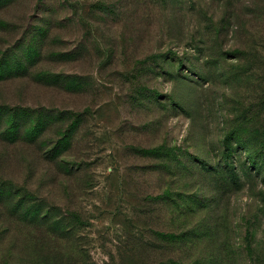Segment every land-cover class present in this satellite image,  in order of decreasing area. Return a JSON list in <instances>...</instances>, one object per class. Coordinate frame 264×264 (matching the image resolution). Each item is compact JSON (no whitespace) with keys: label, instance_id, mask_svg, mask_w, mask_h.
<instances>
[{"label":"rangeland","instance_id":"374dc122","mask_svg":"<svg viewBox=\"0 0 264 264\" xmlns=\"http://www.w3.org/2000/svg\"><path fill=\"white\" fill-rule=\"evenodd\" d=\"M137 1V9L121 7L118 20L87 9L80 20L85 29L77 33L90 27L88 46L99 48L68 64H39L45 72L84 77L85 90L47 84L31 72L0 81V107L35 113L21 128L24 138L37 135L40 109L85 112L57 156L70 172L41 151L38 156L26 139L0 154V186L20 187L0 194V264H23L27 249L43 256L52 247L60 264H72L80 246L88 250V264H113L111 242L125 221L136 224L147 197L168 190L214 198L201 226L214 231L215 247L229 246V264H264V0ZM9 36L0 32L1 53ZM57 135L48 132L43 152ZM194 166L202 170L191 171ZM217 167L236 170L240 182L228 181ZM24 188L33 196L23 198ZM37 210L66 216L76 235L40 241L39 220L28 215ZM113 254L119 264L136 261Z\"/></svg>","mask_w":264,"mask_h":264},{"label":"trees","instance_id":"16d2710c","mask_svg":"<svg viewBox=\"0 0 264 264\" xmlns=\"http://www.w3.org/2000/svg\"><path fill=\"white\" fill-rule=\"evenodd\" d=\"M137 3V0H103L95 3L88 2V0H0V13L3 14L0 16V32L11 36L7 41L8 46L4 48L2 53L0 51V81L15 80L19 76L29 75L31 72L38 80L46 81L47 84L60 86L71 91H76V88L80 91L85 90L87 82L84 77L65 72H45L39 67V64L42 65L44 61L68 64L70 61L82 58L85 52H89L91 28L87 27L85 33H77L79 29L82 31L85 29L80 20H83L82 16L87 9L95 14L107 12L118 20L123 14L122 8L126 9L131 6L136 8ZM92 4L98 6V9H92ZM111 8L115 10L110 11ZM74 29H76V33L73 31ZM68 31L72 34L71 40L73 42L70 40ZM94 42L99 45V41L96 39ZM94 46H96V50L99 48L97 45ZM94 46L91 49H94ZM22 113L20 106L0 107V154L7 156V146L12 147L13 144L24 142L26 139L30 142L29 145H34L37 155H41L39 152L41 151L43 158L49 160L50 163L57 161V156L67 150L68 145L71 144L70 137L72 138L76 134L85 115V112H75L68 109H40L37 115L43 118L38 121V124L36 123L37 126L32 132V134L37 135L33 139H28L21 136V128L25 127L27 121L33 120L35 113L27 116H22ZM50 131L58 135L55 142L50 143L46 147L48 148L47 151L43 152V148H45L44 145L42 146L43 140ZM51 144L52 146L49 147ZM157 150L158 148H151L148 152L157 156L159 155ZM248 155L252 157L250 151H248ZM169 160L167 167L171 169L173 162L172 159ZM55 163H57V168L60 171L70 172V168L64 162L57 161ZM203 167L210 174L209 168ZM218 168L215 170L226 177L228 181L234 184L240 182L241 178L236 170L227 173V169ZM189 169L192 171L200 168L194 166L189 167ZM210 183L212 184L211 181ZM13 188L20 187L16 185L13 187L12 183L8 184L3 181L0 186V194L7 195L13 191ZM217 188L215 186L213 192H216ZM22 195L23 198L33 196L32 190L28 191L24 188ZM36 200L43 202L37 197ZM146 200L144 207H139L135 214L137 223L129 225V221H125L120 229L121 234L114 237L115 239L111 242L113 248L109 254L113 264H119L115 260L113 254L115 252L121 260H136L133 264L230 263L229 246L222 242L215 247L214 231L202 227L204 226L203 221L206 220L205 208H209L215 202L214 198L210 196L196 198L194 194L188 192L174 195L168 190L166 194L161 196L152 194ZM22 201L20 200V202ZM163 207L165 208L164 213L162 212L163 217H161L158 215V211L161 212ZM155 213L157 216L153 215ZM29 214L37 216L35 218L39 220V225L36 227L37 237L42 242L47 239L54 241L57 238L64 239L63 237L67 235L70 237L73 234L76 235L73 226L64 223L66 216H61L62 219H60L56 214L40 213L38 210L31 211ZM72 215L75 216L73 213ZM166 215L168 216L166 217ZM76 219L80 221L79 217ZM174 228L180 229V232L178 234L171 233L170 230ZM59 230H63V234H59ZM73 239L75 240V238ZM206 248H208L209 253L207 257L201 253ZM79 250L81 252L73 251L75 255L72 258V264H88L86 260L89 255L88 250L82 249L81 246ZM42 252L43 256L37 251L31 252L27 249V256L23 258V264H60L64 262L54 247L47 248ZM51 252L55 253L57 258H54ZM106 263L111 264L110 261H106Z\"/></svg>","mask_w":264,"mask_h":264}]
</instances>
